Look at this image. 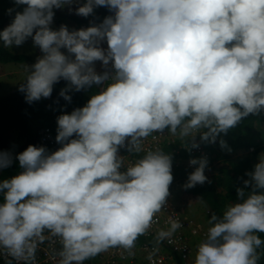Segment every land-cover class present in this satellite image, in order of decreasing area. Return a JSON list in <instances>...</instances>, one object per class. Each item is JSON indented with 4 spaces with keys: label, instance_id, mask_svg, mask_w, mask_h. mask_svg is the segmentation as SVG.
<instances>
[{
    "label": "clouds",
    "instance_id": "obj_1",
    "mask_svg": "<svg viewBox=\"0 0 264 264\" xmlns=\"http://www.w3.org/2000/svg\"><path fill=\"white\" fill-rule=\"evenodd\" d=\"M14 4L26 7L0 31V42L9 48L31 38L43 53L24 66L26 82L19 91L27 103L50 97L61 80L68 84L60 96L69 102L71 90L111 83L86 106L57 117L58 150L29 145L16 155L22 171L0 181V250L22 264H34L38 246L52 238L61 244L57 264H84L110 248L131 253L170 195L172 158L147 151L124 168L119 150L140 153L146 138L165 129L189 138L193 148L199 146L197 133L215 143L250 114L264 112V0ZM73 4L79 16L93 15L100 6L109 15L84 29L66 22L53 29V9L67 13L64 7L71 11ZM98 61L105 69L111 64V71L97 72ZM220 145L227 147L223 139ZM12 162L10 152H0V169ZM189 163L196 167L185 187L205 183L207 158ZM246 176L244 187L236 189L237 202L222 216L211 214L195 264H258L264 156ZM169 223L157 232L158 244L182 227Z\"/></svg>",
    "mask_w": 264,
    "mask_h": 264
},
{
    "label": "trees",
    "instance_id": "obj_2",
    "mask_svg": "<svg viewBox=\"0 0 264 264\" xmlns=\"http://www.w3.org/2000/svg\"><path fill=\"white\" fill-rule=\"evenodd\" d=\"M24 7L26 6L15 5L14 0H0V31L10 25L15 13L22 12ZM9 9H14V11L9 14ZM53 11L55 15L52 25L57 27L63 25L65 18L71 19L76 24L91 26L95 23H101L102 16L106 17L109 15L108 9L103 6L95 8L94 14L88 17L76 14L70 15L62 9H53ZM30 41L32 39L28 38L25 43ZM31 61L32 59L26 52H16L11 47L5 48L3 43L0 42V65L25 64L29 66L32 63ZM67 84L68 82L55 84L50 97L41 98L31 104L26 102L24 93L19 91L20 85L0 97V152L8 151L13 157L11 166L0 169V181L10 179L22 171L18 160L15 159L16 155L23 152L29 145H34L38 137V131L42 127L50 125L54 112L64 114L73 107L81 108L86 106L91 96L99 92L98 85H93L81 91L71 90L67 93L71 96V101L69 102L60 96L61 90L66 88ZM263 123L264 112L259 115L250 114L238 123L236 127L229 129L226 134H219L215 143L201 141L200 134H197L195 142L199 146L196 147L198 153L195 156H192L188 149H181L179 154L176 152L180 147L192 143L191 140H188L189 138L184 144L178 139L174 144L166 146L162 150V152L169 154L172 158L173 178L181 183L185 193L192 195L205 205L207 214L206 219L202 221L204 224H209L208 221L212 213L222 216L229 205L237 202L236 189L244 187L243 180L248 179L246 173L253 169L260 157L264 156ZM221 139L226 142L227 147H221ZM235 154L236 158L232 159ZM179 158L183 160L207 158L208 166L205 170L209 169L213 173L212 176L207 178L203 184L186 188L185 184L188 176L194 171L196 166L188 168L186 165L180 164L175 167ZM2 202L3 196L0 195V203ZM178 207L180 208L179 205ZM258 235H260L261 239H264V233H258ZM145 243L154 245L156 242L141 235L135 244L141 245ZM257 253L260 257L258 264H264V245L257 249ZM99 255L85 262L95 263L98 261ZM176 264L185 263L178 257Z\"/></svg>",
    "mask_w": 264,
    "mask_h": 264
},
{
    "label": "built area",
    "instance_id": "obj_3",
    "mask_svg": "<svg viewBox=\"0 0 264 264\" xmlns=\"http://www.w3.org/2000/svg\"><path fill=\"white\" fill-rule=\"evenodd\" d=\"M87 27V25L82 24L77 30ZM102 46L107 48L105 45ZM62 51L66 52L65 49H62ZM38 52L40 53L41 50ZM95 66L97 72H103L105 70L111 71V64L105 69L101 65V62L98 61ZM62 83H66V81L61 80L56 84ZM107 83H111V81L99 85V91L101 88L107 86ZM76 108L80 107H73L64 114H70ZM60 115L62 114L57 112L52 114L50 125L44 126L38 131V137L33 146H43L49 152H54L61 147L55 140L57 135V117ZM178 139L184 144L188 138H181L178 134L171 135L168 133L167 129H165L162 134L157 133L146 138L143 141V151L140 153L129 154L126 148H121L118 155L123 158L124 168H127L138 159L142 158L147 151H162L166 146L174 144ZM191 144L180 147L176 150L177 154L180 153L181 149H188L192 156L197 155V148L191 147ZM190 160L191 159L183 160L179 158L175 167H178L180 164H186L187 167L192 168L193 166L189 163ZM181 186V183L173 178L169 186L170 195L167 197L166 204L162 211L155 215L152 226L144 234L147 239H153L156 242L154 245L148 243L141 245L135 244L131 253L119 247L110 248L100 253L97 262H84V264H176V259L178 257L185 264H195L198 246L206 239L210 225L204 224L185 213L183 209H180L178 205L173 202L174 192L179 190ZM171 220L179 221L182 227L177 229L169 239L158 244L156 241L157 232L160 230H167L170 227L169 222ZM60 249L61 244L58 238L46 240L43 244L38 246L34 264H57L59 258L56 256V253H58ZM0 264H22V262L15 261L13 258L6 255L4 250H0Z\"/></svg>",
    "mask_w": 264,
    "mask_h": 264
},
{
    "label": "rangeland",
    "instance_id": "obj_4",
    "mask_svg": "<svg viewBox=\"0 0 264 264\" xmlns=\"http://www.w3.org/2000/svg\"><path fill=\"white\" fill-rule=\"evenodd\" d=\"M78 6H79L78 4H73L71 6V11H69V8L67 6L64 8H66V11L68 14L75 15L76 14L75 9ZM104 18L105 16H102V20L100 22H102ZM64 21L70 28H78V26L80 25V24H76L69 18H65ZM52 28L58 29L59 27L53 26ZM104 44H107V43L104 42L102 45ZM11 49L16 52H21V53L26 52L32 59L31 61L32 64H30L29 66L33 65L37 61V59L43 55V53L42 54L38 53L39 47L35 46L33 41H30L27 43L24 42L20 46L14 45L11 47ZM24 66L25 64H4L2 65V70L0 71V97L8 94L10 91L15 89L18 85L25 82L27 73L24 70ZM262 126H264V123L262 124ZM235 158H236V154L233 155L232 159H235ZM212 174L213 173L210 172L209 169L205 170V176L207 178H210ZM173 202L178 204L180 208L184 210L185 213L198 219V221L202 222L206 219L207 209L205 205L197 198H194L192 195L185 193L182 186L180 187L179 191L174 192Z\"/></svg>",
    "mask_w": 264,
    "mask_h": 264
},
{
    "label": "crops",
    "instance_id": "obj_5",
    "mask_svg": "<svg viewBox=\"0 0 264 264\" xmlns=\"http://www.w3.org/2000/svg\"><path fill=\"white\" fill-rule=\"evenodd\" d=\"M2 70V65H0V71Z\"/></svg>",
    "mask_w": 264,
    "mask_h": 264
}]
</instances>
